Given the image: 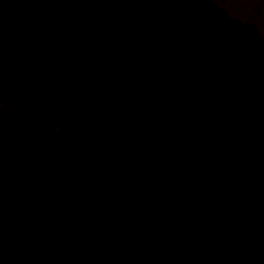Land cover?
Instances as JSON below:
<instances>
[{
    "label": "water",
    "instance_id": "1",
    "mask_svg": "<svg viewBox=\"0 0 264 264\" xmlns=\"http://www.w3.org/2000/svg\"><path fill=\"white\" fill-rule=\"evenodd\" d=\"M0 264H264V38L213 0H0Z\"/></svg>",
    "mask_w": 264,
    "mask_h": 264
},
{
    "label": "flooded vegetation",
    "instance_id": "2",
    "mask_svg": "<svg viewBox=\"0 0 264 264\" xmlns=\"http://www.w3.org/2000/svg\"><path fill=\"white\" fill-rule=\"evenodd\" d=\"M233 18L253 25L264 38V0H213Z\"/></svg>",
    "mask_w": 264,
    "mask_h": 264
}]
</instances>
